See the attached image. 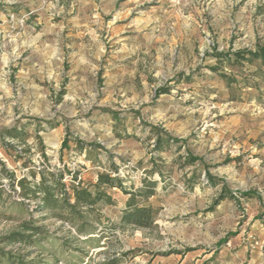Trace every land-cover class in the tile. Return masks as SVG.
<instances>
[{"label": "rangeland", "instance_id": "rangeland-1", "mask_svg": "<svg viewBox=\"0 0 264 264\" xmlns=\"http://www.w3.org/2000/svg\"><path fill=\"white\" fill-rule=\"evenodd\" d=\"M257 45L264 0H0V128L26 131L0 145L8 168L158 183L157 227H114L129 197L114 188L93 223L107 237L87 242L0 175V249L25 264H264V64L217 57ZM159 134L176 142L158 150Z\"/></svg>", "mask_w": 264, "mask_h": 264}, {"label": "trees", "instance_id": "trees-1", "mask_svg": "<svg viewBox=\"0 0 264 264\" xmlns=\"http://www.w3.org/2000/svg\"><path fill=\"white\" fill-rule=\"evenodd\" d=\"M217 57L224 58L225 60L234 58L238 63L246 61L250 63L261 62L264 64V45H257L252 49H240L230 54L220 52L217 53ZM25 136L26 131L23 128L19 129L16 126L6 129L0 128V145L5 150H8L13 145L6 141L7 137L19 138V140L25 141ZM38 138L41 139V136H38ZM170 138L162 137L159 134L155 141L157 149H164L167 145L176 142V139L172 141ZM76 142L80 148L83 149L85 147L82 141L77 140ZM41 144H43L42 141ZM66 146L67 144L65 143L63 148ZM90 146L92 147L93 145L91 144ZM43 156L48 159L45 152H43ZM198 160H200V157L193 156L191 153L187 154V163L193 164ZM0 167V175L8 179L9 185L13 190L18 188L17 190L23 198L35 200L38 211L70 222L76 236L84 237V240L87 242L95 240L94 235L96 234L99 238L107 237L106 234H108L109 230L106 227L95 228L93 223L96 222L97 218L104 216L100 211V204L109 205L114 203L113 196L110 193V190L114 188H119L125 194L129 195L125 208L123 209L120 223L114 224V227L116 225L122 227L135 226L141 229L157 227V210L147 204L148 199L156 193L158 183L155 180L144 179L142 187L138 189H134V187L129 188L125 185L123 178L115 175L117 169L114 165H111L112 169L110 171L97 172L94 181L85 184L80 170L70 167L67 168L65 165L63 168L57 170H54V168L39 169V179L35 182L26 176L18 177L15 171L9 169L5 161L1 158ZM207 176L211 183L215 185L213 175L207 173ZM68 179L70 181L69 183L66 181ZM242 194L243 196L252 195L251 192H244ZM228 196L233 197L224 188L220 199ZM29 228L34 231L40 230V227H33L32 225ZM4 263L25 264L22 261L14 260L8 253L0 249V264ZM98 264L116 263L106 260Z\"/></svg>", "mask_w": 264, "mask_h": 264}]
</instances>
